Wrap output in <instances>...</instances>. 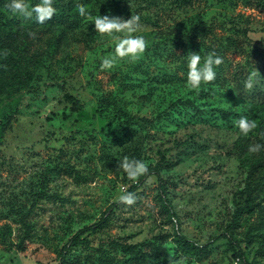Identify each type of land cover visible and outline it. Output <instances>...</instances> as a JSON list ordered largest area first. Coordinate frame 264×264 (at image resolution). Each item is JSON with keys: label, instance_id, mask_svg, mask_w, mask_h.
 I'll use <instances>...</instances> for the list:
<instances>
[{"label": "rangeland", "instance_id": "374dc122", "mask_svg": "<svg viewBox=\"0 0 264 264\" xmlns=\"http://www.w3.org/2000/svg\"><path fill=\"white\" fill-rule=\"evenodd\" d=\"M6 1L0 34L10 49L27 48L0 82V121L17 108L0 145V264H264L260 242L246 236L255 216L235 232L245 261L227 237L235 196L264 157L249 151L264 145V0H63L68 21L49 25ZM81 5L92 16L139 17L142 56L102 69L116 40ZM211 51L222 57L216 78L192 89L186 56ZM241 116L256 122L248 135ZM125 157L158 166L167 202L157 175L129 179ZM136 186L133 204L119 199ZM106 213L107 228L82 234L88 244L61 263V249ZM113 242L139 245L141 256Z\"/></svg>", "mask_w": 264, "mask_h": 264}, {"label": "trees", "instance_id": "16d2710c", "mask_svg": "<svg viewBox=\"0 0 264 264\" xmlns=\"http://www.w3.org/2000/svg\"><path fill=\"white\" fill-rule=\"evenodd\" d=\"M85 2L86 0H81ZM119 2L120 0H116ZM7 3H11V0H7ZM41 0H26V3L29 6H34L38 3H40ZM71 5L70 3L65 4L63 0H53V7L55 8V15L51 18V20H47L44 23L46 24H40V25H49L54 24L57 22H61L60 20L65 19L68 21L69 12L71 8H67V6ZM35 19V13L32 16ZM36 20V19H35ZM37 23V22H35ZM9 37L3 36L0 34V48L2 50V57L0 58V82L5 84V80L12 74H16L18 72V56L21 51H25L27 48V44L24 42L22 44L23 49L16 48L10 49L8 46H6L5 41H7ZM69 100H72L73 97H67ZM75 106L77 110L82 111L83 105L79 100L75 101ZM17 108L14 106H11L9 110L5 114L2 115L1 121H0V145L3 142V136L5 133V127L9 124L10 116L15 115ZM221 116L225 120H230L231 113H228L226 111L221 110L220 111ZM263 136H264V130H263ZM192 140L187 139L185 140L182 145L188 146L191 145ZM162 162H165V158L163 157L160 161V164ZM150 175H157L159 180V189L161 193V197L167 202L166 197V187L163 183V179L160 177V174L158 173V166L153 170L149 171L146 174V177ZM137 189V186L132 188L130 190L131 193H135ZM235 206L236 211L234 213L233 217V223L227 227V237L230 240V243H235L237 246V260H243L245 261V253L240 247V244H238L235 238V232L236 228L239 225L241 221L247 220L249 217L255 216V221L252 223V225L249 228V231L246 233L247 238H252L254 241H259L261 248L258 251L259 256H262L264 258V157L260 156L258 159H255L252 161L249 170L247 172V178L245 180V187L239 191L235 196ZM111 210H109L110 212ZM110 222V217L108 216V213H106L101 220L88 227L87 229L79 232L76 236H74L71 241L69 242L68 246L63 247L61 251L59 252V258L61 260V263L66 262L68 258V252L70 249L75 248L81 244H88V241L86 239H82L81 235L85 232L94 231L98 232L100 230H103L107 228ZM256 232V233H253ZM180 244L183 247H189V243L185 240V238L181 237ZM112 244V242H111ZM116 246H120L124 250L129 251L131 254L135 256V258H139L141 255L140 246L139 245H125L121 244L119 242H113ZM239 246V247H238ZM201 252L203 254H206L208 251L207 247H201ZM246 264H251L245 261Z\"/></svg>", "mask_w": 264, "mask_h": 264}, {"label": "clouds", "instance_id": "9594fccd", "mask_svg": "<svg viewBox=\"0 0 264 264\" xmlns=\"http://www.w3.org/2000/svg\"><path fill=\"white\" fill-rule=\"evenodd\" d=\"M10 9L13 13L21 15L25 18H32L35 13L37 23H44L55 15L53 0H41L40 3L29 6L26 0H11ZM79 13L86 16L95 25L97 33L108 35L116 40L115 50L101 61L102 69L112 68L120 59L127 58L135 61L139 59L146 49V41L142 35L134 34L138 24L139 17H133L130 20L123 21L119 18H110L109 16L96 15L86 13L83 5L79 7ZM122 34V35H121ZM186 64L188 68L187 83L192 89H198L202 84L212 82L216 78V67L222 63L220 57L215 51H211L203 58L199 53L190 52L186 56ZM246 87L251 88V80L246 81ZM236 126L241 133L248 135L256 128V122L249 120L246 116L239 117ZM264 145H250V152H258ZM119 168H122L129 179L135 181L138 177L148 172L146 163L142 160L129 159L125 157L119 161ZM119 199L126 204H133L135 196L128 192L122 194Z\"/></svg>", "mask_w": 264, "mask_h": 264}, {"label": "built area", "instance_id": "2783aa9c", "mask_svg": "<svg viewBox=\"0 0 264 264\" xmlns=\"http://www.w3.org/2000/svg\"><path fill=\"white\" fill-rule=\"evenodd\" d=\"M236 264H237V262H236Z\"/></svg>", "mask_w": 264, "mask_h": 264}]
</instances>
